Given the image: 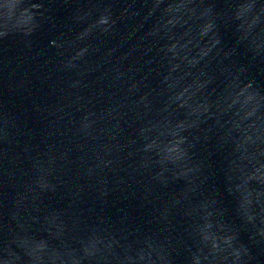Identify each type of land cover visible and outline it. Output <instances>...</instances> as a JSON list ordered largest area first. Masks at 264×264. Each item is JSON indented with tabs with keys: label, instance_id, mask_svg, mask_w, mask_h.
<instances>
[{
	"label": "water",
	"instance_id": "water-1",
	"mask_svg": "<svg viewBox=\"0 0 264 264\" xmlns=\"http://www.w3.org/2000/svg\"><path fill=\"white\" fill-rule=\"evenodd\" d=\"M0 264H264V0H0Z\"/></svg>",
	"mask_w": 264,
	"mask_h": 264
}]
</instances>
